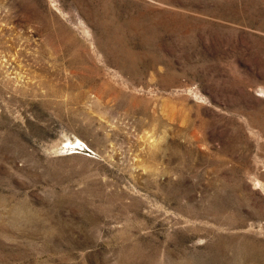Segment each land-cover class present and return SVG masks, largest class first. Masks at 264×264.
I'll list each match as a JSON object with an SVG mask.
<instances>
[{
    "label": "rangeland",
    "instance_id": "rangeland-1",
    "mask_svg": "<svg viewBox=\"0 0 264 264\" xmlns=\"http://www.w3.org/2000/svg\"><path fill=\"white\" fill-rule=\"evenodd\" d=\"M0 264H264V0H0Z\"/></svg>",
    "mask_w": 264,
    "mask_h": 264
}]
</instances>
